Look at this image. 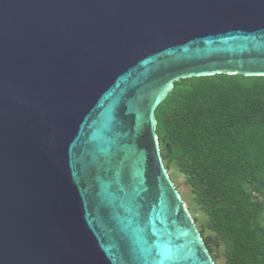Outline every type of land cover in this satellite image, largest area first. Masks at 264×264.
Listing matches in <instances>:
<instances>
[{"label": "water", "instance_id": "95a60500", "mask_svg": "<svg viewBox=\"0 0 264 264\" xmlns=\"http://www.w3.org/2000/svg\"><path fill=\"white\" fill-rule=\"evenodd\" d=\"M220 74L264 77V0H0V264H215L154 110Z\"/></svg>", "mask_w": 264, "mask_h": 264}, {"label": "trees", "instance_id": "16d2710c", "mask_svg": "<svg viewBox=\"0 0 264 264\" xmlns=\"http://www.w3.org/2000/svg\"><path fill=\"white\" fill-rule=\"evenodd\" d=\"M154 117L164 167L204 215L197 230L213 262L264 264V77L179 80Z\"/></svg>", "mask_w": 264, "mask_h": 264}, {"label": "rangeland", "instance_id": "374dc122", "mask_svg": "<svg viewBox=\"0 0 264 264\" xmlns=\"http://www.w3.org/2000/svg\"><path fill=\"white\" fill-rule=\"evenodd\" d=\"M174 186L176 187L179 196L181 197L185 207L190 210V215L196 218V227L199 226L205 219L204 215L198 211L197 206L192 201V195L189 191V187L184 184V177L181 175L176 168L172 165L167 172ZM264 223V214H263ZM216 264H223V258L219 257Z\"/></svg>", "mask_w": 264, "mask_h": 264}]
</instances>
